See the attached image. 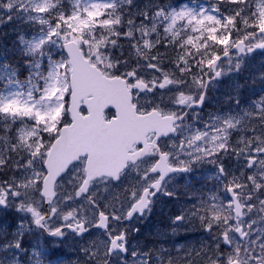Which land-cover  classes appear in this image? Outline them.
Segmentation results:
<instances>
[{
	"label": "snow or ice",
	"instance_id": "obj_1",
	"mask_svg": "<svg viewBox=\"0 0 264 264\" xmlns=\"http://www.w3.org/2000/svg\"><path fill=\"white\" fill-rule=\"evenodd\" d=\"M4 25L0 264H264V0H0ZM85 71L121 94L103 126L141 125L107 154L75 141Z\"/></svg>",
	"mask_w": 264,
	"mask_h": 264
},
{
	"label": "water",
	"instance_id": "obj_2",
	"mask_svg": "<svg viewBox=\"0 0 264 264\" xmlns=\"http://www.w3.org/2000/svg\"><path fill=\"white\" fill-rule=\"evenodd\" d=\"M88 92L93 93L94 98H90L88 101L95 107L97 117L94 121L81 129L80 134L75 138V141H95L101 145L103 152L107 154L120 140L138 131L141 125L137 124L135 121L128 120L114 129H109L103 126L100 113L103 111L105 100L110 96H120L121 94L118 90L106 88L100 80L85 71L81 75L79 95H85ZM121 110H126V103L122 98Z\"/></svg>",
	"mask_w": 264,
	"mask_h": 264
},
{
	"label": "rangeland",
	"instance_id": "obj_3",
	"mask_svg": "<svg viewBox=\"0 0 264 264\" xmlns=\"http://www.w3.org/2000/svg\"><path fill=\"white\" fill-rule=\"evenodd\" d=\"M9 25H4V29H0V31H4L7 28H9ZM13 36L12 34L6 35V36H0V46L4 45L6 48L15 50V45L12 43Z\"/></svg>",
	"mask_w": 264,
	"mask_h": 264
},
{
	"label": "flooded vegetation",
	"instance_id": "obj_4",
	"mask_svg": "<svg viewBox=\"0 0 264 264\" xmlns=\"http://www.w3.org/2000/svg\"><path fill=\"white\" fill-rule=\"evenodd\" d=\"M156 215H162V213H159V212L154 213V214H153V218H151V219L149 220V224L146 225V227H149V226L154 222V218H155ZM189 235H190V236H193V235H196V234H189Z\"/></svg>",
	"mask_w": 264,
	"mask_h": 264
},
{
	"label": "trees",
	"instance_id": "obj_5",
	"mask_svg": "<svg viewBox=\"0 0 264 264\" xmlns=\"http://www.w3.org/2000/svg\"><path fill=\"white\" fill-rule=\"evenodd\" d=\"M9 48H6L4 45H1L0 46V52H5V51H8ZM12 53L10 52L9 55H11Z\"/></svg>",
	"mask_w": 264,
	"mask_h": 264
}]
</instances>
